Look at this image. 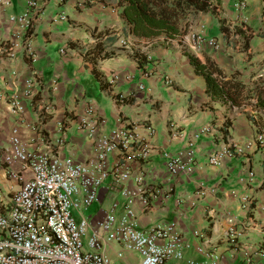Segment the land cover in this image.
<instances>
[{
	"label": "crops",
	"instance_id": "1",
	"mask_svg": "<svg viewBox=\"0 0 264 264\" xmlns=\"http://www.w3.org/2000/svg\"><path fill=\"white\" fill-rule=\"evenodd\" d=\"M36 1L39 10L29 35V29L13 21L26 9L25 0H7L0 8V47L10 52L0 53V194L8 198L19 188L3 160L13 128L30 151L86 163L93 157V139L108 135L120 122L133 125L140 137L151 127L155 133L149 157L131 165L132 178L123 186L135 193L132 208L139 228L175 224L183 243L179 264L210 263L214 257L217 264H264V146L254 143L257 134H264V112L254 100L239 106L212 100L190 60L204 64L208 59L225 76L234 74L253 87L264 78V0H207L220 21L210 11L197 12L184 20V34L153 39L131 34L120 9L107 1ZM114 36L104 57L87 54L97 42ZM27 80H32L31 92ZM12 98L21 102L23 112H12ZM87 103L106 120L92 138L76 128ZM225 120L230 125L223 139L218 129ZM62 121L66 144L59 147ZM171 122L181 135H174ZM223 146L230 147L231 156L210 165L208 157ZM187 148L194 151L195 172L168 176L163 154L174 156ZM118 159L111 155L108 166ZM139 173L155 191L146 209L133 179ZM110 185L108 179L94 210L92 204L86 211L93 222L102 220L115 202L117 216L122 214L127 200ZM100 252L109 264H140L138 254L118 244Z\"/></svg>",
	"mask_w": 264,
	"mask_h": 264
},
{
	"label": "built area",
	"instance_id": "2",
	"mask_svg": "<svg viewBox=\"0 0 264 264\" xmlns=\"http://www.w3.org/2000/svg\"><path fill=\"white\" fill-rule=\"evenodd\" d=\"M25 1L26 9L13 21L22 23L28 30L39 5L36 0ZM6 4L7 0H0V8ZM60 19L66 20V17ZM0 53L8 55L10 52L1 45ZM25 85L27 92H31L32 80H27ZM9 104L13 113L23 112L18 99L12 98ZM105 123V118L87 103L76 128L92 138L98 133V126ZM170 129L175 136L182 133L172 122ZM145 130L146 137H140L133 125L120 122L108 135L93 139V157L81 163L69 156L28 150L17 129L13 128L9 151L3 160L8 176L19 181V188L8 198L0 194V264H109L100 249L113 243L123 251L138 254L140 264L181 261L183 243L176 225L157 224L148 231L140 229L132 208L135 193L123 187L132 178L131 165L145 161L151 152L155 131L151 127ZM206 132L208 130L201 131ZM58 143L59 147L66 144L63 121L59 123ZM254 143L263 146L264 134H257ZM111 155L119 159L108 166ZM224 155L231 156L230 147L223 146L220 151L213 152L208 163L217 165ZM163 157L165 172L170 177L195 172L191 148L174 156L164 153ZM108 179H111L110 187L120 188L127 201L120 216H117L115 202L102 220L93 222L86 211L98 201L100 190ZM133 179L139 184L136 192L139 202L146 209L151 198L149 194L155 191L144 184L141 173ZM248 203V198L244 197L243 205L246 207ZM235 238L231 231L230 243L234 244ZM121 256L122 253H118V257ZM217 261L214 257L210 263L187 260L186 264H217Z\"/></svg>",
	"mask_w": 264,
	"mask_h": 264
},
{
	"label": "trees",
	"instance_id": "3",
	"mask_svg": "<svg viewBox=\"0 0 264 264\" xmlns=\"http://www.w3.org/2000/svg\"><path fill=\"white\" fill-rule=\"evenodd\" d=\"M92 2L96 0H91ZM107 1L120 9L121 17L126 21L129 32L141 39H153L161 35L175 38L186 32L187 23L184 20L197 12L210 11L220 21L218 10L210 8L207 0H98ZM221 31L224 32L221 26ZM31 30L27 31L29 35ZM250 36H248L249 39ZM116 39L108 37L97 42L87 51L92 58H102L105 49ZM248 39L245 47H248ZM4 48L7 50L6 46ZM196 72L205 79L206 94L215 101L230 106H239L245 101L254 100L257 109L264 112V78H259L253 87L240 81L234 74L227 77L210 60L202 64L197 58H190ZM117 96V100L124 103L126 100ZM230 122L225 120L218 129L225 138Z\"/></svg>",
	"mask_w": 264,
	"mask_h": 264
},
{
	"label": "rangeland",
	"instance_id": "4",
	"mask_svg": "<svg viewBox=\"0 0 264 264\" xmlns=\"http://www.w3.org/2000/svg\"><path fill=\"white\" fill-rule=\"evenodd\" d=\"M255 145L258 146L259 144H256V143H255ZM259 146H262V145H259ZM263 146H264V145H263ZM94 206H95V204H93V205L90 207V211H91V210H94ZM179 263H180V262L175 261V262H172V263H170V264H179Z\"/></svg>",
	"mask_w": 264,
	"mask_h": 264
}]
</instances>
